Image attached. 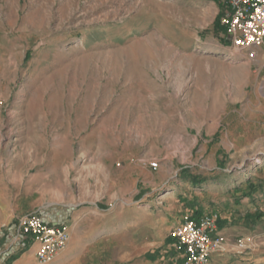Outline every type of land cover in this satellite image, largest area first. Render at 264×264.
<instances>
[{"label": "rangeland", "instance_id": "374dc122", "mask_svg": "<svg viewBox=\"0 0 264 264\" xmlns=\"http://www.w3.org/2000/svg\"><path fill=\"white\" fill-rule=\"evenodd\" d=\"M223 8L0 0V264L28 240L19 221L41 218L38 206L102 197L113 238L89 264H135L149 253L181 264L170 233L194 206L223 221V252L208 264H264V45L252 60L217 50ZM136 168L156 173L158 217L122 234L115 211L147 202L129 198L144 191ZM150 234L157 244L147 252L138 241Z\"/></svg>", "mask_w": 264, "mask_h": 264}, {"label": "built area", "instance_id": "2783aa9c", "mask_svg": "<svg viewBox=\"0 0 264 264\" xmlns=\"http://www.w3.org/2000/svg\"><path fill=\"white\" fill-rule=\"evenodd\" d=\"M223 10L219 24L229 46L244 53L252 60L257 48L264 43V0H220ZM157 162H149L156 169ZM217 212L194 217L185 213L182 221L171 231L176 248L182 257L181 264H208L214 254L223 252L225 236L218 227ZM18 231L36 242L37 264H47L63 249L70 237L67 224L50 225L38 215L30 214L20 219Z\"/></svg>", "mask_w": 264, "mask_h": 264}, {"label": "crops", "instance_id": "0c3cea01", "mask_svg": "<svg viewBox=\"0 0 264 264\" xmlns=\"http://www.w3.org/2000/svg\"><path fill=\"white\" fill-rule=\"evenodd\" d=\"M225 47H229L225 38L224 44L216 45L217 50H222V48ZM260 51H262V45L257 48V53ZM128 170L129 169H127V172ZM136 170H139V173L143 177L141 180V189L144 191L143 193H140L137 190L130 195L129 198L130 200L137 198L138 201L147 202L131 209L129 212L127 211L128 213L115 211L116 213L113 218L118 220V222H116V226L118 229H122V231H119L122 232V234L132 232L126 231L127 228H130L129 230L134 229L136 232H140V228H142V226H146L147 224L151 226L152 222L156 221L158 217L157 211L152 209L151 204L153 201L151 200V194L155 191L156 186V173L152 172L153 170L151 168H136ZM109 203L110 201L108 199L102 197L89 202L88 206L59 203H47L45 205L38 206L36 210L39 211V214L44 222L50 225L67 224L70 233L66 246L58 251L47 264H89L88 261L91 260L94 255V248H101L104 242L113 238L110 237L111 232L108 230L110 225L114 223V219H108L113 215L110 214V216H107L108 214L106 211L110 208V206H108ZM194 208L200 207L194 206ZM11 211H13V209L9 210L10 213ZM127 218L129 221L128 225L125 224ZM120 219L123 220L119 221ZM138 242L140 247L144 242V245H146L144 250L151 252L153 247L157 244L156 234L153 236L150 234L147 239H139ZM16 245H18L16 247L20 252H10L12 259L9 264H37L35 251L38 245L36 242L28 238L27 246L25 248L21 247V241H18ZM160 257L162 260L164 259L165 261H168L172 259V257H175V255L171 257L170 255H163ZM159 258L156 256L153 257L151 253H149L144 259L136 262L135 264H156V259Z\"/></svg>", "mask_w": 264, "mask_h": 264}, {"label": "trees", "instance_id": "16d2710c", "mask_svg": "<svg viewBox=\"0 0 264 264\" xmlns=\"http://www.w3.org/2000/svg\"><path fill=\"white\" fill-rule=\"evenodd\" d=\"M212 1H218V0H212ZM220 17H221V13H219L217 16H216V18H215V20H214V26H216V27H218L219 26V20H220ZM202 213V210L200 209V208H197L196 210H194L193 211V216L194 217H197V216H199L200 214ZM223 226V221L221 220V219H218V227L219 228H221ZM0 240H1V238H0ZM170 241H172V240H174V239H169ZM27 242H28V240H23V241H21V247L22 248H25L26 246H27ZM21 248V249H22ZM174 255V254H173Z\"/></svg>", "mask_w": 264, "mask_h": 264}]
</instances>
